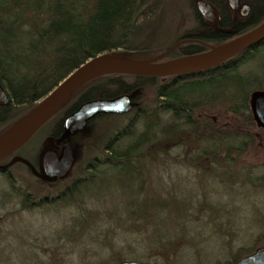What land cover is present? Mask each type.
Returning <instances> with one entry per match:
<instances>
[{
  "label": "trees",
  "instance_id": "1",
  "mask_svg": "<svg viewBox=\"0 0 264 264\" xmlns=\"http://www.w3.org/2000/svg\"><path fill=\"white\" fill-rule=\"evenodd\" d=\"M165 1L0 0V86L7 96L6 103H0V137L91 58L108 54L163 62L219 46L264 20V0H244L253 15L234 27L227 22L218 28L209 27L200 18L195 0H188L189 10L178 16L167 11ZM207 1L221 10L224 18L229 17L224 0ZM185 14L190 23H183ZM254 49L246 47L236 59L175 76L112 73L82 83L17 149L22 156L35 161L41 146L33 158L24 154L23 148L40 133L44 140L58 138L65 118L81 105L128 95L130 107L121 113H96L79 132L64 138L63 143L73 151L72 165L59 189L31 191L34 196L59 195L38 201L36 206H53L57 200L63 207L77 209L79 200L90 195L91 187L114 179L125 198L120 200L107 189L99 198L108 203L103 208L115 202L117 212H123L116 220L112 218L122 228L119 237L128 232L143 233L136 240L142 250L140 260L182 264L186 251L197 254L201 244L216 235L230 257L210 264H232L263 245L264 229L254 232L249 245L241 243L247 232L242 228L237 202L247 199L233 200L234 206L221 200L223 206L212 207L206 193L189 198L172 188L175 174L200 180L213 173L217 182L231 181L234 185L238 178L240 189L246 183L264 182V175L256 176L255 168H233L249 151H264V128L256 124L249 104L251 92L264 89V85H256V77L241 71L260 55L264 45ZM18 165L24 167L21 162ZM194 169L199 170L196 176L182 173L193 174ZM14 177L24 178V174ZM12 184L16 193L24 194L16 181ZM25 202L33 208L32 202ZM234 210L236 216L232 215ZM81 212L84 220L76 219V228L82 229V234L95 217L94 212ZM102 214L100 220L97 218L100 222L108 217ZM109 245L112 243L104 246ZM132 250L129 246L128 251ZM88 264L95 263L91 260Z\"/></svg>",
  "mask_w": 264,
  "mask_h": 264
},
{
  "label": "rangeland",
  "instance_id": "2",
  "mask_svg": "<svg viewBox=\"0 0 264 264\" xmlns=\"http://www.w3.org/2000/svg\"><path fill=\"white\" fill-rule=\"evenodd\" d=\"M165 4L167 5V11L168 9L172 10L175 16L189 10L188 0H166ZM187 15L188 14H185V16H183V23H185V21L190 23V21L187 20ZM241 71L256 77L258 81L256 85H264V49L260 52L259 56L246 63L241 68ZM43 137L44 134L40 133L36 138L29 141L23 148L24 154L32 158L35 157L34 152L37 151V148L41 146L39 149L40 151L50 142V139L44 140ZM236 164L237 165L233 166L235 170L241 165H244L247 166L249 170L255 168L256 170L254 171H256V176L264 175L263 149L252 152L249 151ZM177 166L178 165H169V168H175ZM17 167L18 168H15L13 172L15 174L22 173L21 169L19 170V166ZM182 173H189L191 174L190 176H196L199 170L194 169L193 174L191 171H187L186 173L184 170ZM212 175L213 173H208L203 176L202 179L196 180L181 174H175L172 176L173 191L184 194V196H188L189 198L196 193H206L209 195L207 199L209 197L210 200L208 199V202L212 207H220L221 204L223 206L225 202L226 204L228 203L234 206L235 203L233 200L236 201V199L239 198L247 199L240 203L237 202V204L241 209L239 216L243 217L242 228L247 232L241 239V243L249 245L252 242L254 232L258 229H264V182H257L254 185L246 183L244 187L240 189L236 186L237 183L241 184L238 178H236L237 183L235 185L231 183V181L221 184L217 182ZM6 184V181L4 182L0 179V215H3L0 220V264H40L41 262H46L49 257H54L55 254L52 252H43V245H46V249H48L49 246L51 248L57 246L56 256L67 259L69 261L68 263L74 264H88L91 260L94 261L95 264H109L111 259H114L112 264H116L122 260L147 261L145 259H138L142 255V250L140 245H138L140 242H136V240H139L143 233L128 232L125 233V236L121 234L122 236L119 237L118 234L122 232V228L120 226L117 227L118 224L112 222V218L116 220L118 218L117 216H120L119 214H123V212H117L118 204H115V202L103 208V206L108 203L106 200L103 201L102 198H99V194L107 189L120 200L124 199L125 192L119 191V182L117 180L113 179L108 181L105 185H97L95 188L91 187L89 191L90 195L86 197L83 196L79 200L76 206L77 209L74 207H63L62 204H58V206H45L44 210H41L45 211L43 212L45 213L44 215H39L37 212L39 208L35 207L30 211L27 210V212L19 213L13 217L5 216L6 211L13 209L9 201H4L6 195L11 194L9 186H6ZM212 195H214V197H212ZM250 200L255 202L251 204V202H249ZM74 202L75 204L77 203L75 198ZM82 209L89 213V215H92L91 213L94 212L95 219L92 226H86L81 234L80 232L82 229L76 228V219L82 222L81 219L83 218L81 216L83 214L82 212L80 213ZM102 213L106 214L104 215ZM236 213L237 210H234L232 215ZM100 214L104 215V217H108L100 222L97 220V218H99V220L102 218ZM98 215H100V217H98ZM86 217L87 216H85V220ZM211 238L212 240L201 244V248L198 250L197 254H195L194 250L186 251L182 264H210L216 259H221V262H225L226 259L230 257V251L221 248L223 242L221 241L220 235ZM71 239L75 243H73ZM43 242L46 244L42 245L41 243ZM101 242L103 244H100ZM108 242L112 243V245L104 246ZM129 246L134 250L128 251ZM73 250L74 253H72ZM116 254L121 255V258L118 257L115 259L114 257H116ZM97 259L98 263L96 262Z\"/></svg>",
  "mask_w": 264,
  "mask_h": 264
},
{
  "label": "water",
  "instance_id": "3",
  "mask_svg": "<svg viewBox=\"0 0 264 264\" xmlns=\"http://www.w3.org/2000/svg\"><path fill=\"white\" fill-rule=\"evenodd\" d=\"M228 7L240 11L248 5L240 0H226ZM196 10L205 21H219L220 16L214 5L206 0H195ZM243 14V13H240ZM216 19V20H215ZM264 40V21L252 30L245 32L219 46L209 50L181 55L163 62L149 63L112 55H98L87 60L73 70L58 86L38 101L17 124L0 137V159L24 145L33 133L50 118L66 99L88 79L112 73H135L146 75H174L197 70L214 63L231 58L252 44ZM7 96L0 86V103H6ZM128 95L112 100L93 101L81 105L66 118L61 135L46 144L39 152L35 165L20 155H14L6 166L21 162L28 166L32 173L42 180L63 179L73 162V151L65 144L59 155L53 149V142L58 144L67 136L79 132L87 120L96 113H121L130 107ZM250 110L256 124L264 128V89L253 90L249 97ZM21 128L11 137V131L19 124ZM116 264H152L150 261L122 260ZM232 264H264V244L256 247L250 254L244 255Z\"/></svg>",
  "mask_w": 264,
  "mask_h": 264
},
{
  "label": "flooded vegetation",
  "instance_id": "4",
  "mask_svg": "<svg viewBox=\"0 0 264 264\" xmlns=\"http://www.w3.org/2000/svg\"><path fill=\"white\" fill-rule=\"evenodd\" d=\"M224 1L226 3V0H224ZM240 2H245L248 5L246 8H243L240 11H234V10L230 9L228 7L227 3H226V5H227L226 11H227L228 16H229L228 18H224L222 11L219 10L212 3L211 4L214 5V7L216 8V10L219 13V16H220L219 21H217L216 19H215L216 22L215 21H205L202 17H200V18L203 19L205 21V23L209 27H211V28H218L219 26H222V24L227 23V22H230L231 27H234V25H236V23L241 22L244 19H248V18H250L253 15V10H252L250 4L247 1H244V0H240ZM240 13H243V14H240ZM261 23H259V24H261ZM258 25H256L255 27H257ZM255 27H253V28H255ZM252 29H250V30H252ZM250 30H248V31H250ZM248 31H246V32H248ZM263 45H264V40H261L259 42H256V43H254V44H252L250 46L251 47V51H254L255 50L254 48L262 47ZM240 52H238L237 54H235L231 58H235L236 59V57L238 56V54ZM175 75H177V74H174V76ZM66 118H65L63 127L65 125ZM54 140L55 139L51 140L50 142H52ZM63 142L64 141H61L58 144H56V143L53 142L52 147L56 151L57 155L60 154V152L62 150V147L66 144V143H63ZM14 155H20V156H22L19 153V150H16V151H14V152H12V153H10V154H8V155H6V156H4L3 158L0 159V179L3 180L4 182L5 181L7 182L6 186L7 185L9 186V191L11 193L9 195H6V198L4 199V201H9V203H11V206H13V209H14V210L12 209V210L6 211L5 212V216L6 217H8V216L9 217H13V216H16L19 213L27 212V210H29V211L32 210V208H30V206L26 205V202L25 201H28V204H29V202H32V204L34 205L33 208H35V207L36 208H39L38 211H37L38 214L39 215H44L45 213H43V212H45V211H41V210H44L46 204L45 205H42V206H39V205L36 206V204L38 203V201H42L43 199H48V198L49 199H54V198L58 197L59 195L57 193H55V195L52 194V195H49V196L48 195H45V194L44 195L34 196V195L31 194V191L32 190H35V189H37V190H41V189H44V190L45 189H49V190L59 189V186L58 185L60 184V181L62 179L53 180V181L42 180V179L38 178L37 176H35L32 173V171L30 170V168L28 166H26L25 164H24V167L21 166V165H18L19 166V170L21 169L22 173L24 174V178H19L18 177L16 179L14 177L16 174L18 176L21 175V173H19V174L16 173L15 174L13 172V170L15 168H18L17 167V162L13 163L12 165L6 166V164L11 160V158ZM38 155H39V153L37 154V158H36L35 161H33V162L31 161L35 165L36 169H38V165H37ZM22 157H24V156H22ZM24 158H26V157H24ZM30 175H32L33 178H30L29 177ZM13 181H16V183L19 184V186L21 187V189H23L25 191L24 194H18V193H16L17 192L16 187H15L16 185L12 184ZM58 204L61 205V203H59V201L55 200V206H58ZM2 217H3V215L2 216L0 215V220L2 219ZM41 244L43 245V244H46V243L43 242ZM45 246L46 245H43V247H44L42 249L43 252L44 251H46L47 253L48 252H52L55 255H54V257H49L46 262H41L40 264H43V263H45V264H62V258L56 256V254H57L56 251L58 249L57 246H55L54 248H51L49 246L48 249H46Z\"/></svg>",
  "mask_w": 264,
  "mask_h": 264
},
{
  "label": "bare ground",
  "instance_id": "5",
  "mask_svg": "<svg viewBox=\"0 0 264 264\" xmlns=\"http://www.w3.org/2000/svg\"><path fill=\"white\" fill-rule=\"evenodd\" d=\"M23 125V123H21V124H19L17 127H15L12 131H11V133L9 134V136L8 137H11V136H13L20 128H21V126Z\"/></svg>",
  "mask_w": 264,
  "mask_h": 264
}]
</instances>
